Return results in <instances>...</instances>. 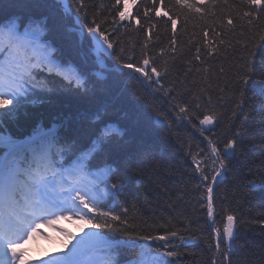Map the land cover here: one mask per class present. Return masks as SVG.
Listing matches in <instances>:
<instances>
[{
    "label": "snow or ice",
    "instance_id": "snow-or-ice-1",
    "mask_svg": "<svg viewBox=\"0 0 264 264\" xmlns=\"http://www.w3.org/2000/svg\"><path fill=\"white\" fill-rule=\"evenodd\" d=\"M189 24L198 31L178 39ZM75 33L88 51L66 56L55 37ZM220 56L228 63L217 68L210 61ZM178 62L185 71L169 81ZM134 83L163 93L176 120L207 142V150L186 149L196 182L190 191L199 193L189 203L207 216L206 264H232L243 222L216 188L232 160L249 151L243 138L250 100L261 101L264 119V0H0V264H122L123 252L133 249L138 256L125 264H181L178 249L198 237L187 226L170 227L172 217L150 224L125 191L133 180L142 187L151 166L146 136L130 133L129 107L146 120L144 109L151 110L165 131L172 129ZM61 103L70 118L41 129L35 110ZM22 120L31 123L30 133L7 131ZM218 125L219 135H205ZM245 187L255 189V180ZM160 192L170 194L166 187ZM73 217L82 234L60 228L63 248L28 256L24 245L41 223L55 227ZM89 252L96 254L84 259Z\"/></svg>",
    "mask_w": 264,
    "mask_h": 264
},
{
    "label": "trees",
    "instance_id": "trees-1",
    "mask_svg": "<svg viewBox=\"0 0 264 264\" xmlns=\"http://www.w3.org/2000/svg\"><path fill=\"white\" fill-rule=\"evenodd\" d=\"M86 2L91 5L99 3V0H86ZM162 30L161 28L160 31ZM194 31H198V29L189 24V34L178 35V39L186 42ZM131 35L135 37L136 34ZM168 36L171 37L170 26ZM55 39L58 47L68 55L74 54L78 49L84 53L88 51L86 40L83 42V48H81V37L78 33L67 34L62 37L56 36ZM125 39H129V37H125ZM257 62L259 63V56ZM210 63L218 68L221 63L227 66L228 61L225 60L224 56H220L212 59ZM185 68L186 66L178 62L177 71L173 76L168 77V80L170 81L176 75H180L185 71ZM191 79L189 77V80ZM133 86L139 90L142 96L146 97L148 104L168 116L172 123V129L170 132L165 131L158 121L155 123V114L151 110L144 109L147 115L151 117L150 120H146L140 112L129 107L132 114V120L129 121L130 133L136 137L146 136L150 152L145 164L147 165L151 161V166L145 168L146 178L142 182V187H138L139 182L133 180L129 189H125V191L129 192L136 201L137 214L143 219H148L150 224L153 221L166 220L172 217L173 222L170 227L184 228L187 226L190 228L191 234L198 237V239L191 241L189 246L178 249L184 253L181 264H206L211 256L206 243L207 240H210V229L206 213L194 212V205L189 203V200L198 196L199 193L190 191L196 182L191 179L193 165L190 157L186 155V149L191 144L192 151H197V145L207 150V142L196 129L176 120L168 102L169 98L165 97L163 93H153L151 89L145 88L139 83H134ZM165 86L167 87V82ZM249 104L251 107L245 106V112H249L251 117L246 125L249 132L243 138L245 147L249 151L232 160L225 174L224 182L217 185L216 188L218 197L227 195L231 199L232 206L237 209L239 219L243 222L238 226L232 264H264V224L259 223L261 219H264V168L260 167L261 163L264 162V155H261V152L264 151V143H262L264 141V119L258 110L261 101L259 99L254 102L250 100ZM66 113L68 116L65 115ZM34 117L39 126L48 125L55 120H61V118H70L69 105L67 103L55 106L45 105L35 110ZM137 119L140 121L139 125L133 122ZM236 123L239 124V121ZM222 127L223 125H218L205 135L211 136L213 132L219 135ZM6 128L7 131L15 135L28 133L32 130L31 123L25 124L23 120L19 124L12 123ZM253 145H255L254 148ZM250 180H255V189L250 190L245 187ZM160 187L169 189L170 194L161 193ZM185 188L189 190L188 195L183 200H178L179 192ZM133 199L129 200V204L133 202ZM217 205L219 207V200ZM195 207L199 209V205H195ZM184 217L190 218L189 225H185ZM219 219L218 216V222ZM184 234L187 235L188 233ZM128 251V253L125 252L129 257L138 256L139 251Z\"/></svg>",
    "mask_w": 264,
    "mask_h": 264
}]
</instances>
